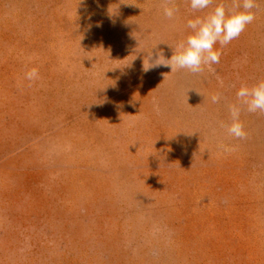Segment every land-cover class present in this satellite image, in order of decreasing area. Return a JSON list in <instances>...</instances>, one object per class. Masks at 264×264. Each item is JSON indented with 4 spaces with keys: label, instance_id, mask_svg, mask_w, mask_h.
I'll return each mask as SVG.
<instances>
[{
    "label": "rangeland",
    "instance_id": "1",
    "mask_svg": "<svg viewBox=\"0 0 264 264\" xmlns=\"http://www.w3.org/2000/svg\"><path fill=\"white\" fill-rule=\"evenodd\" d=\"M220 3L244 10L0 0V264H264V112L227 133L264 82V0L218 64L162 65Z\"/></svg>",
    "mask_w": 264,
    "mask_h": 264
},
{
    "label": "clouds",
    "instance_id": "2",
    "mask_svg": "<svg viewBox=\"0 0 264 264\" xmlns=\"http://www.w3.org/2000/svg\"><path fill=\"white\" fill-rule=\"evenodd\" d=\"M212 3L213 0H190V7L194 12H199L208 9ZM254 7L255 0H242L244 10L229 13L224 4L220 3L205 16L189 20L187 28L191 30V34L174 49V54L167 59L170 63L162 65L170 66L171 72L187 69L192 73H200L204 66L218 64L221 53L215 46H226L237 38L255 19L251 11ZM177 12L175 7L164 9V15L169 19L174 18ZM25 78L29 81L37 79L38 71L31 69L25 74ZM236 95L239 104L230 106L232 123L227 127V133L231 137L243 139L246 133L240 122L241 105L246 106L250 113L264 112V82L252 88L242 86ZM211 99L213 103H217L220 98L213 96Z\"/></svg>",
    "mask_w": 264,
    "mask_h": 264
}]
</instances>
